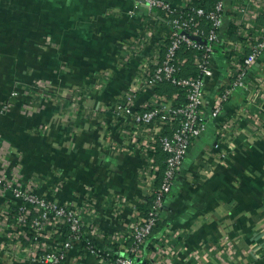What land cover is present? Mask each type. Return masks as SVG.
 <instances>
[{
	"label": "crops",
	"instance_id": "crops-1",
	"mask_svg": "<svg viewBox=\"0 0 264 264\" xmlns=\"http://www.w3.org/2000/svg\"><path fill=\"white\" fill-rule=\"evenodd\" d=\"M168 31L165 18L134 0H0V264H33V231L17 218L25 204L4 182L13 175L80 212L83 238L62 264H108L85 249L88 238L124 252L127 244L110 238L140 214L165 156L146 151L148 133L114 106L131 87L133 110L152 99L154 89L139 86ZM232 47L222 43L212 53L207 128L191 141L139 262L264 264V52L247 70L246 87L210 114L230 81ZM40 81H48L45 94ZM89 224L103 237L92 238ZM65 236L59 227L47 241Z\"/></svg>",
	"mask_w": 264,
	"mask_h": 264
},
{
	"label": "built area",
	"instance_id": "built-area-1",
	"mask_svg": "<svg viewBox=\"0 0 264 264\" xmlns=\"http://www.w3.org/2000/svg\"><path fill=\"white\" fill-rule=\"evenodd\" d=\"M134 1L149 13L161 12L169 23L164 52L162 55L159 52L151 54L144 67L145 79L139 87L154 89L160 83L169 82L182 91L184 102L177 104L178 92L171 99L154 92L150 101L140 105L141 110H133L137 89L131 87L114 106L117 114L130 115L133 123L148 133L143 144L144 149L155 152L159 148L165 154V159L160 184L157 187L151 185L149 188L151 201L145 216L138 214L125 234H113L110 238L114 243L130 240L123 255L110 258L111 255L106 253L104 247L94 245L93 239L84 241L87 251L107 259L108 264H137L135 258L141 255L142 247L156 224L164 198L171 190L191 141L207 128L204 116V83L213 74L211 56L214 49L229 41L233 46L230 81L215 99L210 110L212 117L219 114L222 103L234 89L246 87L244 79L247 70L264 52V24L258 22L259 17H264V0L230 2L231 8L237 14L229 18L236 27L235 40L226 37L223 30L226 0H216L210 9L191 8V0H185L179 8L167 0ZM130 47L134 48L133 44ZM185 49L191 51V62L197 71L195 76L181 74L184 65L189 61L188 56L183 54ZM38 86L45 94L48 81H40ZM16 94L13 92L12 95ZM10 106V103H6L1 112L9 111ZM167 124H174L175 127L170 133L160 134ZM220 134L223 136L224 132ZM213 147L219 150V158L225 156L219 142L216 141ZM4 182L11 188L12 194L25 204L18 207L17 218L20 225L28 224L33 231V245L27 251L30 261L33 264H62L74 243L83 238L84 221L80 212L66 203L57 204L36 194L34 183L22 184L18 175H13L9 181ZM6 214L8 211L4 215ZM59 227L67 231V236L48 242L49 235ZM88 229L92 238L103 237L96 225L89 224Z\"/></svg>",
	"mask_w": 264,
	"mask_h": 264
},
{
	"label": "trees",
	"instance_id": "trees-1",
	"mask_svg": "<svg viewBox=\"0 0 264 264\" xmlns=\"http://www.w3.org/2000/svg\"><path fill=\"white\" fill-rule=\"evenodd\" d=\"M215 1L216 0H191L189 2V7H191V8L192 7L193 8L202 7L205 9H210L213 6V4L215 3ZM228 1L229 0H226L225 14H224L225 15L224 17L227 18V23L225 24L223 30H224V34L226 35V37H235L234 35H235L236 27L231 23L229 18L233 17L237 14L235 11H233V9L231 8V5H230V3H228ZM158 14L163 17L161 12H158ZM258 22L264 24V17H259ZM183 54L188 56L189 61L184 65L181 74L184 76H187V75L195 76V75H197V71L191 62V57H190L191 51L185 49L183 51ZM154 92L161 94V95H165L167 99H171L173 94L178 92L179 95H178V99H177V104H182L184 102L182 91L179 90L176 86L170 84L169 82H163V83L158 84L154 88ZM174 127H175L174 124H167L164 127V129L161 131L160 134L170 133L171 129ZM152 153H153V155H155V154L157 155L158 153L161 154L162 160L165 156L159 148L155 152H152ZM163 169H164V161H161V164L159 166V175H158L159 177H157V179H156V183L154 185L155 187H157L159 185V181H161ZM150 201H151V196L148 195L146 198L145 204L143 205L142 210L139 214L140 216H145L147 210L149 209ZM158 222H159V217L156 221V224L152 228L151 234L157 228ZM125 243L128 245L130 243V240L128 239ZM105 250H106V253H108L109 255H111L113 257L118 256L116 254V252L113 250L106 249V247H105ZM135 261L137 262V264H147V262H143V261L139 262L137 258H135Z\"/></svg>",
	"mask_w": 264,
	"mask_h": 264
},
{
	"label": "water",
	"instance_id": "water-1",
	"mask_svg": "<svg viewBox=\"0 0 264 264\" xmlns=\"http://www.w3.org/2000/svg\"><path fill=\"white\" fill-rule=\"evenodd\" d=\"M120 255H123L122 252L119 253Z\"/></svg>",
	"mask_w": 264,
	"mask_h": 264
}]
</instances>
